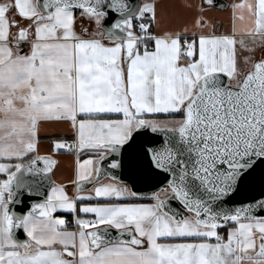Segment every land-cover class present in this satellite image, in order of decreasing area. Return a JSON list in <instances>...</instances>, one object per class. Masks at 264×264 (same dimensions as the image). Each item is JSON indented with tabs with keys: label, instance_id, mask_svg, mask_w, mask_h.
<instances>
[{
	"label": "snow or ice",
	"instance_id": "obj_1",
	"mask_svg": "<svg viewBox=\"0 0 264 264\" xmlns=\"http://www.w3.org/2000/svg\"><path fill=\"white\" fill-rule=\"evenodd\" d=\"M197 10L173 30L158 0L0 4V264H264V0L219 34ZM53 124L72 195L39 152Z\"/></svg>",
	"mask_w": 264,
	"mask_h": 264
},
{
	"label": "crops",
	"instance_id": "obj_2",
	"mask_svg": "<svg viewBox=\"0 0 264 264\" xmlns=\"http://www.w3.org/2000/svg\"><path fill=\"white\" fill-rule=\"evenodd\" d=\"M142 1V0H141ZM227 3L225 9H218L209 7L203 3V0H158L167 9L168 19L162 26H166L170 29H177L188 27L190 30L194 29L195 20L200 13L198 7L203 6L205 8L204 16L207 20L214 21L216 24L217 33H222L230 30L231 24V5L239 2V0H224ZM13 2L14 0H0V4ZM186 5H191L187 7ZM158 15L160 9H157ZM18 18V17H17ZM87 26V22H84ZM81 24L78 26L77 31L80 30ZM157 29H153L156 31ZM264 56V50L258 49L255 58L258 60ZM39 152L41 155H50L54 160L57 161L55 168L52 173V179L54 184H65L67 185V191L69 195L73 194V185L71 180L73 179L75 169V154H69L64 150L53 154L52 153V137L65 138L67 141H71V133L66 125H48L47 127L41 128L40 133ZM87 157H81V159ZM107 182V181H105ZM62 213H57L60 215ZM68 215V214H66ZM71 217V216H70ZM65 218V217H64ZM66 219V218H65ZM68 220V219H66ZM69 230H75V226L72 224V218L69 219Z\"/></svg>",
	"mask_w": 264,
	"mask_h": 264
},
{
	"label": "water",
	"instance_id": "obj_3",
	"mask_svg": "<svg viewBox=\"0 0 264 264\" xmlns=\"http://www.w3.org/2000/svg\"><path fill=\"white\" fill-rule=\"evenodd\" d=\"M139 2L141 3V0H139ZM208 6V5H207ZM214 8H218V9H225L227 7V3L224 0H214ZM260 59V58H259ZM258 59V60H259ZM151 137V134H148V138ZM53 159V158H52ZM40 167H43V165H40ZM55 168V166H54ZM53 168V170H54ZM52 173L53 171L49 174L51 181L53 182L52 179ZM118 178L123 179V180H130L131 177L128 173L127 170H123L121 172L117 173ZM136 190L143 193H149L151 192V187L148 185H143V184H137L136 185ZM44 191H47V186H45ZM22 199L24 200V205H16L14 206V211L17 212V214H20L22 211L26 210L32 203H36V202H40L41 201V197L39 196H32V197H28L26 194L22 197ZM23 236L22 234H18V239H22Z\"/></svg>",
	"mask_w": 264,
	"mask_h": 264
},
{
	"label": "rangeland",
	"instance_id": "obj_4",
	"mask_svg": "<svg viewBox=\"0 0 264 264\" xmlns=\"http://www.w3.org/2000/svg\"><path fill=\"white\" fill-rule=\"evenodd\" d=\"M145 0H142L141 1V4L144 3ZM86 22V21H85ZM81 24V21L78 19L77 22H76V28L78 29V26Z\"/></svg>",
	"mask_w": 264,
	"mask_h": 264
},
{
	"label": "trees",
	"instance_id": "obj_5",
	"mask_svg": "<svg viewBox=\"0 0 264 264\" xmlns=\"http://www.w3.org/2000/svg\"><path fill=\"white\" fill-rule=\"evenodd\" d=\"M62 215L63 217H65L66 219H68V221H70L69 219L71 218L70 215H66V214H60Z\"/></svg>",
	"mask_w": 264,
	"mask_h": 264
},
{
	"label": "built area",
	"instance_id": "obj_6",
	"mask_svg": "<svg viewBox=\"0 0 264 264\" xmlns=\"http://www.w3.org/2000/svg\"><path fill=\"white\" fill-rule=\"evenodd\" d=\"M68 143H71L72 141H67Z\"/></svg>",
	"mask_w": 264,
	"mask_h": 264
}]
</instances>
